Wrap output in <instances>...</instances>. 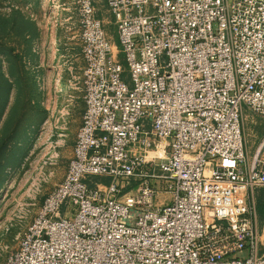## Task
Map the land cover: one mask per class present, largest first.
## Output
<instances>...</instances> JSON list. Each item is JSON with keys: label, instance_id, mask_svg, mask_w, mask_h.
I'll use <instances>...</instances> for the list:
<instances>
[{"label": "built area", "instance_id": "obj_1", "mask_svg": "<svg viewBox=\"0 0 264 264\" xmlns=\"http://www.w3.org/2000/svg\"><path fill=\"white\" fill-rule=\"evenodd\" d=\"M77 14L73 157L5 264H264V138L251 153L244 130L264 118V0H77Z\"/></svg>", "mask_w": 264, "mask_h": 264}, {"label": "rangeland", "instance_id": "obj_2", "mask_svg": "<svg viewBox=\"0 0 264 264\" xmlns=\"http://www.w3.org/2000/svg\"><path fill=\"white\" fill-rule=\"evenodd\" d=\"M101 15L118 53L105 4ZM79 34L77 0H0V264L18 249L73 157L86 109ZM244 130L253 153L264 118L249 114ZM255 202L264 253V188Z\"/></svg>", "mask_w": 264, "mask_h": 264}, {"label": "bare ground", "instance_id": "obj_3", "mask_svg": "<svg viewBox=\"0 0 264 264\" xmlns=\"http://www.w3.org/2000/svg\"><path fill=\"white\" fill-rule=\"evenodd\" d=\"M63 89V88H62Z\"/></svg>", "mask_w": 264, "mask_h": 264}]
</instances>
